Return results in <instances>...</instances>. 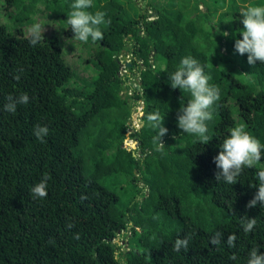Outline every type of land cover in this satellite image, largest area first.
Masks as SVG:
<instances>
[{
    "label": "trees",
    "instance_id": "obj_1",
    "mask_svg": "<svg viewBox=\"0 0 264 264\" xmlns=\"http://www.w3.org/2000/svg\"><path fill=\"white\" fill-rule=\"evenodd\" d=\"M0 1V264H247L251 249L264 252V206L246 207L264 159L229 185L196 157L216 156L241 123L264 144V64L234 51L241 12L264 0H93L89 11L111 23L86 44L67 24L74 0ZM35 23L44 41L31 46ZM185 56L220 89L207 144L177 127L191 96L168 77ZM22 93L27 104L3 110ZM138 102L140 130L131 127ZM155 111L168 129L162 150L146 120ZM36 125L49 129L44 143ZM45 173L47 197L34 199ZM186 237L189 250L174 251Z\"/></svg>",
    "mask_w": 264,
    "mask_h": 264
},
{
    "label": "clouds",
    "instance_id": "obj_2",
    "mask_svg": "<svg viewBox=\"0 0 264 264\" xmlns=\"http://www.w3.org/2000/svg\"><path fill=\"white\" fill-rule=\"evenodd\" d=\"M93 7V0H74L71 4V12L67 17L69 25L76 40L81 43L89 41L95 43L104 39L101 26L110 25V19H106V13L96 11L94 14L89 11ZM243 31L240 33L242 38L234 42V51L247 56V63L254 66L257 62L264 64V6L251 5L241 12ZM45 27L40 23H35L29 28V44L35 46L44 41ZM228 37V32L222 34ZM250 82L254 83L253 77L245 73ZM19 76L14 79L19 80ZM172 89H180L188 92L191 99L177 110V127L182 132L194 135L202 144L210 141L208 136V123L213 119L214 105L220 100V89L217 85L211 84L210 75L206 74L204 67L199 61L191 56H185L181 59L178 68L168 77ZM8 103L3 105V110L9 113H15L18 104H27L29 97L22 93L18 97L7 98ZM144 115L143 113L141 114ZM164 114L159 111L149 112L146 115L148 126L153 130V142L157 144L158 150L164 148L163 137L167 135L168 129L164 126ZM247 126L241 123L229 130L227 138L224 139L219 147L220 151L213 157V162L218 169L215 173L217 182L223 180L229 185L238 182V177L245 168H254L264 159V144L251 135ZM49 134L47 126L36 125L34 135L44 143V138ZM259 186L256 194L246 204L247 208H253L257 202L264 206V171L257 173ZM50 175L45 173L38 183L31 188V195L34 199H44L47 197L48 180ZM256 226L255 218H247L244 224L245 233H250ZM219 235V234H218ZM191 237L177 238L173 244V250L180 252L189 250V240ZM235 236H230L228 244L234 247ZM230 259L235 260L232 255ZM247 264H264V252H259V247L251 249Z\"/></svg>",
    "mask_w": 264,
    "mask_h": 264
},
{
    "label": "rangeland",
    "instance_id": "obj_3",
    "mask_svg": "<svg viewBox=\"0 0 264 264\" xmlns=\"http://www.w3.org/2000/svg\"><path fill=\"white\" fill-rule=\"evenodd\" d=\"M4 1V0H3ZM143 3H144V0H139L138 1V4H140V6H144L143 5ZM2 5V2L0 1V6ZM127 6H130V5H127ZM135 6V5H134ZM136 7V6H135ZM138 9V11L140 12V9L139 8H137ZM200 9L202 10V11H204V7L203 6H200ZM0 10H2L1 8H0ZM134 13V12H133ZM0 21H5L6 22V18L4 19V17L3 18H0ZM243 31V30H242ZM241 31V32H242ZM240 32V33H241ZM239 36H238V38L240 39V38H242L241 36H240V34H238ZM235 37H237V36H235ZM73 53H70V57L73 59ZM129 59H130V57H129V55H127L126 56V60H127V62H129ZM125 70H124V68L122 67V69H121V72L123 73ZM83 75H87V72H85V71H83ZM143 106V102H138L134 107H133V111H132V114H131V124H132V126L131 127H135V128H138L137 130H140V128H141V124L138 122V124H136L137 123V119H139V117H138V115H140V114H142V111H141V107ZM129 124H130V122H129ZM237 126V125H236ZM144 134V133H143ZM142 135V134H141ZM124 145L126 146V147H128V148H131V149H136L137 148V144L134 142V140H132V139H129V138H127L126 139V141H124ZM139 152L140 151H138L137 153L139 154ZM196 157H199L201 160H202V162L204 163V165H208V166H214V162H213V158L212 157H206L203 153H200V154H197L196 155ZM128 192H130V191H128ZM119 240V239H118ZM120 241V240H119ZM126 240L124 239V240H122V241H120L119 242V244L122 246V250L123 249H125V246H126V242H125Z\"/></svg>",
    "mask_w": 264,
    "mask_h": 264
},
{
    "label": "built area",
    "instance_id": "obj_4",
    "mask_svg": "<svg viewBox=\"0 0 264 264\" xmlns=\"http://www.w3.org/2000/svg\"><path fill=\"white\" fill-rule=\"evenodd\" d=\"M124 58H126V57H124ZM121 67H124V66H121ZM141 111H142V113H143V106L141 107ZM141 116V114L140 115H138V117H140ZM138 122H139V119H137V123L136 124H138ZM140 123V122H139Z\"/></svg>",
    "mask_w": 264,
    "mask_h": 264
}]
</instances>
